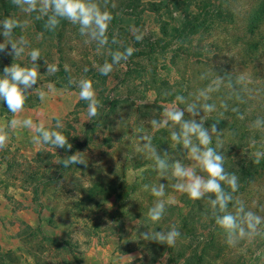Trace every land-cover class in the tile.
I'll return each mask as SVG.
<instances>
[{"label":"rangeland","instance_id":"374dc122","mask_svg":"<svg viewBox=\"0 0 264 264\" xmlns=\"http://www.w3.org/2000/svg\"><path fill=\"white\" fill-rule=\"evenodd\" d=\"M99 1L96 5L100 10L112 16L104 34L105 43L101 45L81 35L79 26L68 21L64 39L77 41L79 66L69 68V79L47 82L41 87L52 105L60 109L51 119L40 118V124L54 128L59 119L63 125L59 131L64 135L73 132L80 140L86 133L85 150L73 152L86 164L65 167L64 153L35 144L33 136L27 139V132L23 141L22 135L7 129L9 139L0 148V264H199L197 255L202 264H264V234L241 240L235 247L228 246L222 230L214 223L206 198H188L171 187L172 180L167 183L171 191L159 198L172 209L160 221L152 222L147 210L158 198L143 189L146 179L151 186L165 182V177L154 170V161L142 147V137L150 136L158 153L167 152L177 158V146L172 141L171 150L164 152L158 146L173 124L155 129L150 122L162 118L166 109L178 106L174 103L176 95L184 96L186 103L195 101L192 68L206 74L212 86L217 79L221 81L222 89L218 87L212 95L225 91L223 95H239L238 41L229 39L232 25L223 22L220 9L223 13L225 8L237 10L246 2L135 0L130 10L117 7L120 0ZM9 3L14 4L15 0H0V20L4 5ZM15 5L20 15L19 28L26 29L28 14ZM33 13L34 25L39 13ZM195 21L202 25L192 33ZM235 27L237 31L238 23ZM133 40L138 42L133 44ZM148 42L162 48L160 53L152 55L142 50L135 54L138 46ZM54 43L52 37L37 36L30 49L27 43L25 52L17 57L20 65L31 67L32 62L26 59L28 51L38 48V73L50 74L46 68L55 66V59L50 56ZM115 51H127L128 61L113 65L108 75H101L99 67L106 61L110 63ZM202 60L206 66H195ZM80 79L91 80L99 102L95 117L87 116V102L79 98V88L67 85H77ZM251 92L264 99V90ZM110 98L117 103L107 107ZM179 106L184 108L185 104ZM0 113L11 115L4 103H0ZM258 135L261 137L254 140L255 145L252 141L243 146L237 139L217 138V150L224 156L225 171L238 178L239 187L232 193L228 211L235 213L234 203L240 200L246 210L264 217V158L257 163L254 155L255 151L264 150V130ZM123 160H134V167L122 168L119 162ZM183 162L190 163L185 156ZM136 178L135 189L126 197ZM93 183L97 194L90 192ZM109 183L115 192L109 196L99 193ZM222 187L230 191L227 185ZM143 208L146 210L141 213ZM173 225L181 232L173 246L157 242L153 248L154 240L138 238L142 232L165 231ZM258 231L264 233V224Z\"/></svg>","mask_w":264,"mask_h":264},{"label":"clouds","instance_id":"9594fccd","mask_svg":"<svg viewBox=\"0 0 264 264\" xmlns=\"http://www.w3.org/2000/svg\"><path fill=\"white\" fill-rule=\"evenodd\" d=\"M15 3L21 7L25 13L38 12L39 17H46L45 27L48 30H54L60 19H66L79 26L81 35H87L97 40L101 45L105 43L104 34L112 16L101 11L93 0H15ZM21 27L20 23L12 17H5L0 20V52L5 47L10 46L12 57L21 56L27 47V41L23 37L13 38L14 29ZM138 40H133V44ZM28 56L32 62L31 67L22 66L18 63H11L0 72V102L7 106V111L15 114L22 111L26 94L29 89L37 84L38 66L40 59V50L32 48L28 51ZM129 59L127 51H115L111 53V62H105L99 67L101 75H108L113 65L126 62ZM49 73L57 71L54 65L46 68ZM220 80L214 82V86L199 90L198 97L203 99V103H186L182 95H176L174 103L176 105L185 104L184 108L174 106L166 109L162 118L151 120V126L160 129L169 126V122L178 127H173L169 131L170 140L175 146L184 151V156L190 163H185L179 159H171L168 153H158L155 146L151 143V137H142L144 141L142 147L154 161V170L158 171L163 178L168 176L174 182L171 187L180 193L187 194L192 200L206 198L209 208L213 213V219L216 226L222 230L225 243L230 247H235L241 240L249 239L257 235H262L258 231L259 226L264 224V217L246 210L242 201L236 200L234 203L235 213L228 211V205L233 202L232 193L238 190V178L233 173H228L224 168V156L212 145L211 133H216V125L204 126L203 120L195 118L185 119V113L195 117L198 113H211L216 110L215 104L207 103L209 94L216 91ZM71 83V82H70ZM79 88V98L87 102V116L95 117L97 114L98 100L95 98L92 83L88 79H80L76 85ZM35 89V88H34ZM33 89V90H34ZM41 102L45 101L46 94L43 91L38 93ZM35 130L32 140L38 145H52L57 148H71L67 142V137L63 134V125L59 119H56L54 128H45L43 124H34L31 118L18 120L12 118L7 123V129L17 127ZM251 127L256 130H264V118L257 117L252 121ZM9 139L8 132L0 128V148L4 147ZM255 145V141H253ZM256 162L259 163L264 158V150H257L254 153ZM86 160L75 153L69 155L64 166L85 165ZM199 173H204L201 175ZM223 185L230 189L226 192ZM143 189L149 191L152 196L158 198L147 210V217L152 222L161 220L165 213V184L157 183L149 186L143 185ZM213 194L208 196L207 194ZM181 236L176 225L171 226L165 231L142 232L139 239L154 240L167 246H173Z\"/></svg>","mask_w":264,"mask_h":264},{"label":"trees","instance_id":"16d2710c","mask_svg":"<svg viewBox=\"0 0 264 264\" xmlns=\"http://www.w3.org/2000/svg\"><path fill=\"white\" fill-rule=\"evenodd\" d=\"M246 2L237 10H233L230 8H225V12L221 11V18L224 23H231V30H229V39H234L238 41L235 46L239 47L238 54L240 55L239 60L240 63V85H239V95L236 97L234 94L223 95L227 92L225 91L223 94L212 95L215 91L209 94L210 98L207 103L215 104L216 112H200L195 117H193L189 113H185V119L195 118L197 120H203L204 126L209 127L212 124L216 125L217 132L214 134V139L212 138V145L217 149V138H225L227 140L233 141L237 139L239 142V146L248 145L252 141L259 138L260 130H256L251 127L252 121H254L257 117L264 118V103L261 105L260 103L264 102V99H260L258 95L253 94L252 91H262L264 90V0H242ZM94 3L100 2L99 0H93ZM135 0H120L117 7H123L132 10L134 6ZM15 3H9L4 5V10L2 13V19L5 17L15 18L18 22V18L20 15L16 12ZM12 10V13L9 12ZM217 11V10H216ZM28 14V23L26 29L16 28L13 32V38L23 37L25 39V35L28 34V37L25 39L28 43V49H30L32 40L37 36H48L52 37L55 41L53 47H51L50 56L55 59V67L57 71L55 73H50L48 75H43L44 73H38L37 84L33 86V89H29L26 94V99L24 103V107H34L37 106L40 102L38 98V93L41 91V87L47 82H55L62 81V79H69V68L77 69L80 61L77 60L78 49L76 47L75 39H64V35H66L65 27L70 24L66 19H60L58 25L54 30H48L45 27L46 17H40L36 21V23L31 22L34 19V13ZM110 14V12H109ZM202 20H199L201 23ZM31 22V23H30ZM199 22L195 21L192 23V33L194 32L196 27L201 26ZM238 23L237 31L236 27L234 29V25ZM29 38V39H28ZM71 41V42H69ZM66 43H68L66 45ZM136 48L135 54L141 53L142 50L148 52L149 54L155 55L159 54L162 48L156 46L155 43L148 42L145 46H138ZM140 49V50H139ZM11 52L10 46L5 47L3 52H0V72L3 71L5 66L10 65L11 63H19L17 57H12L9 55ZM26 59L30 60L29 57ZM31 61V60H30ZM195 66L203 65L206 66L207 62L205 60L197 61L194 63ZM193 65V64H192ZM48 67V66H47ZM242 68V69H241ZM91 81V80H90ZM59 84L58 82H56ZM221 83V82H220ZM61 84V83H60ZM70 88L74 89L76 84L72 85L70 82L67 84ZM212 86L209 84L208 78L203 76L197 67L192 68V97L194 96L196 103L197 101H202L203 99L196 96L199 90L206 89L207 87ZM58 87H61L58 86ZM223 85L219 84V88L222 89ZM219 89V90H220ZM251 89V90H250ZM231 90V89H230ZM217 91V90H216ZM221 91V90H220ZM233 92V90H231ZM257 92V93H258ZM212 95V96H211ZM262 97L264 96V92L261 93ZM172 95L170 96L169 100ZM204 102V101H203ZM202 102V103H203ZM3 103V102H0ZM117 103L115 98H110L105 106L109 107ZM179 106V105H178ZM181 108V106H179ZM103 108L102 110H104ZM206 116V117H204ZM171 124V123H170ZM174 127H178L177 125H173ZM59 130V129H58ZM165 131H162V134ZM67 137V142L71 145L70 149H67V145L65 148H57V150L61 153H64L66 158L69 155H72L74 150H85L84 142L86 141L87 134L84 133L82 138L77 139L73 132L65 134ZM261 137V136H260ZM83 139V140H81ZM216 139V142H215ZM158 141V140H157ZM157 141H152L154 144H157ZM169 133L164 134L161 137L160 142L158 143L159 148H161L164 152L167 149L171 150V142H170ZM46 147L55 148L52 145H46ZM80 148V149H79ZM177 152V158L171 159H179L183 161L184 159V151L178 146L174 148ZM128 148H126V151ZM218 151V150H217ZM48 153V151H47ZM50 153V152H49ZM52 153V152H51ZM167 153V152H166ZM134 160L120 161L119 165L122 168H127L128 165H132L134 167ZM142 163H146L143 161ZM142 165V164H141ZM21 171H23L21 169ZM247 173V172H246ZM137 178L134 179L133 184L130 186L129 191L126 197L135 189V183ZM168 176H165V195H167L171 190L170 186H167V183L171 182ZM147 184H151L149 179H146ZM95 183L91 186V193L97 194V190L95 187ZM134 187V188H133ZM105 190L99 191V193H103L104 196H109L111 193L115 192V189L109 183L104 188ZM150 193V192H149ZM148 198V197H147ZM149 200L151 198L149 197ZM150 205V203H147ZM166 208L165 212H169L171 210V206L165 203ZM146 209L143 208L141 213ZM157 246V242H153V248ZM162 251V250H160ZM158 251V252H160ZM197 260H199V264H202V258L197 255Z\"/></svg>","mask_w":264,"mask_h":264},{"label":"crops","instance_id":"0c3cea01","mask_svg":"<svg viewBox=\"0 0 264 264\" xmlns=\"http://www.w3.org/2000/svg\"><path fill=\"white\" fill-rule=\"evenodd\" d=\"M60 107L52 105V100L48 96L45 101H40V106L34 107H24L21 112L15 114V116L11 113V115H3L0 113V128H3L7 131V123L10 119L16 118L18 120H22L24 118H31L34 124H40V118L42 119H51L53 115H56L59 112ZM15 134L20 136L22 135V140L25 141V134L28 133V140H30L31 136L35 135V130L27 129L23 127H17L13 129Z\"/></svg>","mask_w":264,"mask_h":264}]
</instances>
